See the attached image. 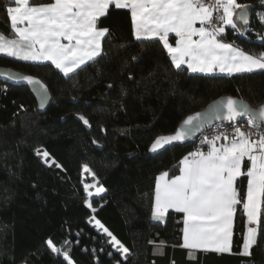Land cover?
Masks as SVG:
<instances>
[{
	"label": "trees",
	"instance_id": "trees-1",
	"mask_svg": "<svg viewBox=\"0 0 264 264\" xmlns=\"http://www.w3.org/2000/svg\"><path fill=\"white\" fill-rule=\"evenodd\" d=\"M238 2L252 6L249 26L255 34L239 36L228 28L225 40L247 52H264V43L257 42L264 27L253 22L254 11L263 5L260 0ZM11 5V0H0V33L9 36L5 9ZM98 27L112 33L103 44L105 55L69 77L48 63L0 55V67L38 78L51 96L45 112L39 113L26 87L0 81V264H66L47 248L49 238L64 249L69 240L75 264H264V235L258 236L251 257L236 254L242 205L234 216L233 254L197 252L195 260L187 259V250L178 246L182 214L169 211L161 223L151 212L156 177L177 175L193 141L157 155L148 152L156 137L171 135L186 116L218 97L243 99L252 108L263 103L264 71L232 76L178 72L158 40L133 38L124 9L111 8ZM36 149L47 151L62 169L48 167ZM85 165L106 189L90 199L95 212L85 204ZM246 182L245 176L237 182L242 194ZM93 217L130 250L127 261L92 224Z\"/></svg>",
	"mask_w": 264,
	"mask_h": 264
},
{
	"label": "snow or ice",
	"instance_id": "snow-or-ice-1",
	"mask_svg": "<svg viewBox=\"0 0 264 264\" xmlns=\"http://www.w3.org/2000/svg\"><path fill=\"white\" fill-rule=\"evenodd\" d=\"M11 4L14 6H7L5 11L12 35L0 33V54L35 64L50 62L65 77L105 55L103 44L112 33L106 27H98V23L111 8L127 10L133 38L158 40L178 72L185 67L190 73L206 75L217 70L229 76L264 71V52H247L224 38L228 28L239 36L252 30V6L238 0H11ZM260 4L264 5V0ZM257 18L264 27V14ZM170 34L176 38L175 46L169 42ZM258 39L264 41V34H259ZM137 59L132 57L133 61ZM0 76L9 82H26L37 93L41 107L47 101L48 88L39 79L8 72ZM133 78L130 74L129 80ZM107 87L113 85L109 83ZM78 119L90 126L83 115H78ZM215 119L221 123L210 125L211 134L201 139L207 150L198 147L179 162L178 175L169 177L164 172L155 183L152 219L163 223L169 210L182 214L183 243L178 246L188 250L192 260L197 258V252L233 254L234 216L239 205L246 217V230L236 254L251 257L254 246H258V236L264 235V104L252 108L243 99L222 98ZM201 127V114L190 115L174 135L156 138L150 151L185 141ZM35 151L48 167L62 169L47 151ZM83 171L95 180L86 165ZM241 176L247 177L245 194L237 185ZM98 185L99 181L84 184L88 197L106 191ZM92 188L95 193L89 191ZM85 204L96 211L88 200ZM95 227L102 229L110 238L107 243L127 261L130 250L99 220H95ZM45 243L54 256L62 257L66 264H75L69 240L64 241L69 245L67 249L57 247L50 238Z\"/></svg>",
	"mask_w": 264,
	"mask_h": 264
},
{
	"label": "water",
	"instance_id": "water-1",
	"mask_svg": "<svg viewBox=\"0 0 264 264\" xmlns=\"http://www.w3.org/2000/svg\"><path fill=\"white\" fill-rule=\"evenodd\" d=\"M3 72H8V73H13V74H22V75H25V74H23V73H21V72L15 71V70L10 69V68H7V67H0V73H3ZM34 78H36V77H34ZM36 79H38V78H36ZM0 81L6 83V84H8V85L15 86V87H20V86L26 87V88L28 89V91L30 92L31 96L33 97V99L35 100L36 105H37V111H38L39 113H43V112H45V110L47 109V107L49 106V104H50V102H51V96H50L49 91H48V98H47V101L44 103L43 107H41V102H40V100L38 99L37 93L34 92V91L30 88V86L27 85L26 82H23V81H21V82H15V83H14V82H9V81H7V80H6L4 77H2V76H0ZM226 97H230V96H221V97H218V98L212 100L211 102H209V103H208V104H207L202 110L190 114V115H195V114H197V113H200V114H201V124H202V127H201V129H200L199 131H196L195 134L192 135L189 139H187V140H185V141H182V142H181V141L173 142L172 144H170V145H166L164 148L158 150L157 152H151V151H150V147H151L152 143L154 142V140H155L156 138L161 137V136H158V137H156V138L152 141V143L150 144L149 149H148L149 154H150V155H157V154H159V153L165 151V150H166L167 148H169V147H172V146H175V145H182V144L189 143V142L193 141V140L199 135V133H200L204 128H206V127H208V126H210V125H213V124L221 123V121L215 119V114H216V111H218V105H219L220 102L222 101V98H226ZM233 98H234V97H233ZM235 99H238V98H235ZM261 104H264V101H263V103H261ZM261 104H260V105H261ZM258 106H259V105H258ZM258 106H257V107H258ZM257 107H255V108H257ZM190 115H188V116H190ZM188 116H186V117H185V118H184V119L178 124V126L176 127L174 133H172L171 135H174L178 129H180V128L183 127V122H184L185 119H187ZM223 123H228V122L225 121V122H223ZM167 136H169V135H167Z\"/></svg>",
	"mask_w": 264,
	"mask_h": 264
},
{
	"label": "built area",
	"instance_id": "built-area-1",
	"mask_svg": "<svg viewBox=\"0 0 264 264\" xmlns=\"http://www.w3.org/2000/svg\"><path fill=\"white\" fill-rule=\"evenodd\" d=\"M258 14H264V5H263L261 8L256 9V10L254 11V13H253V22L258 23V25H260L259 20H258V18H257ZM250 34H251V35L255 34V30L252 29V30L250 31ZM257 42H258V43H264V41H262V40H260V39H258V38H257ZM241 122L244 123V124L246 125V120H243V119H242ZM217 124H220V123H217ZM223 124H224L225 128H227L228 123H223ZM213 125H214V124H213ZM228 130L231 131V129H228ZM211 132H212V129L210 128V126L204 128V129L199 133V135L193 140V147H192V150H191L189 153L195 151L198 147L201 148V150L205 151V150L207 149V147L201 145V139H202V137H203L204 135H210ZM189 153H188V154H189Z\"/></svg>",
	"mask_w": 264,
	"mask_h": 264
},
{
	"label": "crops",
	"instance_id": "crops-1",
	"mask_svg": "<svg viewBox=\"0 0 264 264\" xmlns=\"http://www.w3.org/2000/svg\"><path fill=\"white\" fill-rule=\"evenodd\" d=\"M11 6H14V5H11ZM9 19V18H8ZM9 22H10V20H9ZM175 36H174V34H170V36H169V42L173 45V46H175ZM230 43V42H229ZM163 46V45H162ZM0 55H3V54H0ZM3 56H6V55H3ZM6 57H8V56H6ZM12 58H14V57H12ZM24 62H26V61H24ZM28 63H31V62H28ZM46 63H48V64H50L51 65V63L50 62H46ZM53 66V65H52ZM54 67V66H53ZM55 68V67H54ZM56 69V68H55ZM185 69H186V67H185ZM58 70V69H57ZM187 70V69H186ZM59 71V70H58ZM258 71H261V70H258ZM258 71H256V72H258ZM60 72V71H59ZM61 73V72H60ZM190 73V72H189ZM62 74V73H61ZM190 74H193V75H202V76H214V75H221V76H229V75H227V74H224V73H219V71L217 70L214 74H212V75H206V74H202V73H190ZM237 74H243V73H234L233 75H237ZM232 76V75H231ZM207 150V149H206ZM205 150V151H206ZM178 174H179V172H178ZM177 174V175H178ZM161 174H159L158 176H160ZM157 176V177H158ZM156 177V178H157ZM155 183H156V179H155V182H154V195H155ZM246 189H247V182H246ZM153 203H154V198H153ZM169 211H172V210H169ZM182 229H183V227H182ZM246 230V217H244V215H243V221H242V230H241V236H240V244L242 243V233L244 232ZM183 243V232H182V239H181V244ZM240 244H239V246H240ZM240 250V249H239ZM238 250V251H239ZM209 253V252H208ZM210 253H213V252H210ZM184 256L187 258V259H189L188 258V250H187V252H186V254H184Z\"/></svg>",
	"mask_w": 264,
	"mask_h": 264
},
{
	"label": "rangeland",
	"instance_id": "rangeland-1",
	"mask_svg": "<svg viewBox=\"0 0 264 264\" xmlns=\"http://www.w3.org/2000/svg\"><path fill=\"white\" fill-rule=\"evenodd\" d=\"M41 157V156H40ZM42 158V157H41ZM42 161L44 162V160L42 159ZM45 163V162H44ZM46 164V163H45ZM47 165V164H46ZM84 168V167H83ZM82 177H83V179H84V183H83V187H84V184L85 183H87V184H92V183H95V181H97L96 179L94 180L93 179V176L92 175H89L88 173H85L84 171H83V169H82ZM98 186H100V185H98ZM89 191H92L93 193H95V188H92V189H89ZM84 192H85V190H84ZM103 194V193H102ZM101 194V195H102ZM85 195H86V199L90 202V199L91 198H93V197H97V196H95V195H93L92 197H88L87 196V194H86V192H85ZM100 195V196H101ZM92 221V224L93 225H95V220H91ZM101 231H102V229H101ZM103 232V231H102Z\"/></svg>",
	"mask_w": 264,
	"mask_h": 264
}]
</instances>
